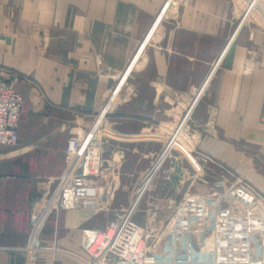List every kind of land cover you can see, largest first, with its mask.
<instances>
[{"label":"crops","instance_id":"1","mask_svg":"<svg viewBox=\"0 0 264 264\" xmlns=\"http://www.w3.org/2000/svg\"><path fill=\"white\" fill-rule=\"evenodd\" d=\"M244 7L0 0V68L24 77L19 141L0 147V264H25L35 205L62 188L67 143L84 134L101 172L48 216L37 264H83V231L131 209L160 264H264V6L238 27Z\"/></svg>","mask_w":264,"mask_h":264},{"label":"built area","instance_id":"2","mask_svg":"<svg viewBox=\"0 0 264 264\" xmlns=\"http://www.w3.org/2000/svg\"><path fill=\"white\" fill-rule=\"evenodd\" d=\"M263 6L264 0H248L239 27L247 17ZM23 80L19 72L0 68V147L15 146L19 141L23 96L18 86ZM110 109L106 107L101 120L111 112ZM166 149L168 147L165 153ZM100 155L101 146L88 134L68 141L63 186L51 196L43 195L35 205L29 240L24 248L25 264H37L38 255L46 250L41 241V233L48 216L55 210L72 208L81 193L90 189L91 182L101 172ZM149 238L146 229L134 223L132 212H128L114 219L104 230L83 231L81 247L86 255L83 264H160L157 256L148 249Z\"/></svg>","mask_w":264,"mask_h":264},{"label":"rangeland","instance_id":"3","mask_svg":"<svg viewBox=\"0 0 264 264\" xmlns=\"http://www.w3.org/2000/svg\"><path fill=\"white\" fill-rule=\"evenodd\" d=\"M244 1V4H245V7H244V14H245V12H246V9H247V6H248V0H243ZM244 14L243 15H241V17H240V22H239V24L241 23V21L243 20V17H244ZM238 27H239V25H238ZM143 53V50H139L136 54H135V56H134V59L132 60V62H131V64H129L124 70H122V72L119 74V76L117 77V79H116V81H115V85H114V88H113V90H111L112 92L113 91H118L119 93L121 92V90L123 89V87L125 86V84L128 82V79H129V76H130V74H131V72H132V70H133V68H134V65L136 64V60H139V58H140V55ZM209 78H210V76H209ZM209 78H208V80H209ZM207 80V81H208ZM208 85V83L205 85V87ZM205 87L203 88V90L205 89ZM112 92L109 94V97H107V99H106V107H108V108H113V105H114V103L116 102V99H117V97L119 96L118 94L119 93H117V94H112ZM108 96V95H107ZM110 109V110H111ZM184 121H182L181 123H183ZM178 128H180V126L178 127ZM176 132V131H175ZM139 185V184H138ZM142 187V183H140V185H139V187ZM138 187V186H137ZM139 190H140V188H139ZM143 200H144V198H143ZM128 210H125V211H120V212H118V214H117V216H115V213L113 214V215H111L112 217H113V220L114 219H116V218H120V217H123L124 215H126V214H128ZM112 214V213H111ZM137 213H135V215L133 216L132 215V221L134 222V223H136V224H138L139 226H141V227H143V228H145L144 226H142V225H140L142 222H143V220H141V219H143L142 218V214H140V213H138L137 215H136ZM142 221V222H141ZM106 228V227H105ZM104 228V229H105Z\"/></svg>","mask_w":264,"mask_h":264},{"label":"bare ground","instance_id":"4","mask_svg":"<svg viewBox=\"0 0 264 264\" xmlns=\"http://www.w3.org/2000/svg\"><path fill=\"white\" fill-rule=\"evenodd\" d=\"M178 134H179V128L176 130V132L172 135V137L170 138L168 144L166 147H168V150L162 153V155L160 156L161 158H159V160L157 161V163L154 165L153 170L151 171V173H149V176L143 181L142 187L140 188V191L137 195V200H139V198L141 197V195L143 194L147 184L150 182L152 175L155 173V171L159 168V166L162 164L163 160L165 159V157L167 156L168 152L170 151V149L173 147L174 143L176 142L177 138H178ZM132 210V209H131ZM129 211L132 212V211Z\"/></svg>","mask_w":264,"mask_h":264},{"label":"water","instance_id":"5","mask_svg":"<svg viewBox=\"0 0 264 264\" xmlns=\"http://www.w3.org/2000/svg\"><path fill=\"white\" fill-rule=\"evenodd\" d=\"M182 124V123H181Z\"/></svg>","mask_w":264,"mask_h":264}]
</instances>
